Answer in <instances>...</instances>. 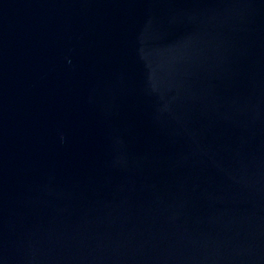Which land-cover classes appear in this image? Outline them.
<instances>
[{
    "label": "water",
    "instance_id": "obj_1",
    "mask_svg": "<svg viewBox=\"0 0 264 264\" xmlns=\"http://www.w3.org/2000/svg\"><path fill=\"white\" fill-rule=\"evenodd\" d=\"M0 264H264V0H0Z\"/></svg>",
    "mask_w": 264,
    "mask_h": 264
}]
</instances>
